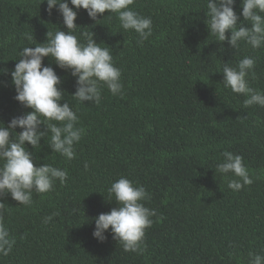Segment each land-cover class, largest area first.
<instances>
[{"label": "trees", "instance_id": "1", "mask_svg": "<svg viewBox=\"0 0 264 264\" xmlns=\"http://www.w3.org/2000/svg\"><path fill=\"white\" fill-rule=\"evenodd\" d=\"M130 7L152 20L142 44L114 13L93 21L81 8L75 21L79 40L93 32L109 48L121 71L122 96L104 87L99 105L80 103L71 96L76 80L70 70L44 58L43 66L61 77L64 100L84 134L70 161L43 139L35 150L26 142L34 161L66 169L67 182L33 192L31 206L10 194L0 200V216L15 240L0 264H249L250 253L264 256V107H244L245 97L225 88L219 72L224 63L253 57L248 84L264 91V46L242 41L234 49L216 41L206 25V0H134ZM234 11L242 12L241 0ZM58 29L67 31L55 8L49 15L46 0H0V69L9 70L0 73L5 126L31 111L14 98L10 71L18 53ZM226 150L243 157L253 179L240 191L227 187L233 174L226 179L215 170ZM121 177L144 186L150 194L145 206L156 210L141 254L125 252L110 229L103 243L92 235L95 218L118 206L107 189Z\"/></svg>", "mask_w": 264, "mask_h": 264}, {"label": "clouds", "instance_id": "2", "mask_svg": "<svg viewBox=\"0 0 264 264\" xmlns=\"http://www.w3.org/2000/svg\"><path fill=\"white\" fill-rule=\"evenodd\" d=\"M44 2L40 0V4ZM46 3L49 15L55 8L62 16L67 31L48 30L45 42L23 47L18 53L17 63L10 71L16 93L14 98L31 111L13 117L6 126L0 122V200L10 194L12 199L25 206L33 203V192L48 193L57 180L64 184L68 176L66 169L34 161V153L28 150L26 142L35 150L43 139L52 152L70 161L76 157L75 145L84 134V129L77 127L76 112L64 100L61 77L53 67L43 66L44 58L49 57L59 68L70 70L76 80V90L71 96L80 103L89 101L99 105L104 87L113 96L123 95L121 71L114 65L109 48L101 47V43L94 40L93 32L82 33L83 41L74 34L78 27L75 23L77 10L85 9L93 21H98V14L103 15L106 11L116 14L120 27L137 33L141 44L152 34L151 18L130 7L134 0H46ZM235 3L236 0H206V25L210 34L221 44L227 41L234 49L242 41L253 49L261 48L264 46V0H241L239 16L234 11ZM243 22L251 27L244 26ZM255 64L253 57L244 56L235 66L224 63L219 71L223 73L225 88L245 97L243 105L246 108L264 107V91L248 84L249 75H254ZM8 72V69H0V73ZM16 128L22 131L16 132ZM222 157L215 170L226 179V174H233L235 178L227 182L229 189L240 191L253 183L241 155L226 150ZM87 167L85 164V169ZM107 192L118 206L95 218L93 238L103 243L107 239L105 233L110 229L113 239L125 252L141 254L146 229L152 226V217L156 215V210L144 203L150 200V194L144 186L126 177L111 183ZM54 215L45 217L44 223L50 222ZM14 243L0 216V255L7 256ZM249 264H264V256L250 253Z\"/></svg>", "mask_w": 264, "mask_h": 264}]
</instances>
